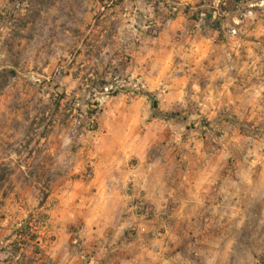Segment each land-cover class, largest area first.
I'll return each instance as SVG.
<instances>
[{
	"label": "rangeland",
	"instance_id": "374dc122",
	"mask_svg": "<svg viewBox=\"0 0 264 264\" xmlns=\"http://www.w3.org/2000/svg\"><path fill=\"white\" fill-rule=\"evenodd\" d=\"M200 57L229 61L231 75L264 62V0H0V264H69L56 243L81 245L92 220L151 235L157 212L126 198L125 171H187L212 154L254 194L222 229L238 236L221 243L226 262L264 264V89L193 114L168 91ZM26 224L32 241L13 246Z\"/></svg>",
	"mask_w": 264,
	"mask_h": 264
},
{
	"label": "crops",
	"instance_id": "0c3cea01",
	"mask_svg": "<svg viewBox=\"0 0 264 264\" xmlns=\"http://www.w3.org/2000/svg\"><path fill=\"white\" fill-rule=\"evenodd\" d=\"M241 63L235 65L238 71L231 75L232 64L227 60L190 58L183 64V86L172 85L168 95L182 96L183 106L199 115H216L221 107H241L231 102L253 94L255 89H264V62ZM194 143L208 146V142L199 140ZM196 159H205L204 165L197 164L187 171H178L176 164L161 167L156 161L147 169L137 163L125 171V188L131 183V188L122 189L125 197L143 196L157 212L147 227L151 235H124L131 225L128 220H92L81 234V245H72L75 240L70 237L62 238L56 243L63 249L59 253L69 255V264H199L202 259L206 264H227L233 252L221 243L236 242L238 236L237 231L224 235L222 229L230 227L232 231L238 227V212L246 210L243 205L253 201L254 194L241 189L237 176L224 172L226 162L219 156L198 155ZM112 179L107 180L109 189ZM81 247L85 249L81 251Z\"/></svg>",
	"mask_w": 264,
	"mask_h": 264
},
{
	"label": "trees",
	"instance_id": "16d2710c",
	"mask_svg": "<svg viewBox=\"0 0 264 264\" xmlns=\"http://www.w3.org/2000/svg\"><path fill=\"white\" fill-rule=\"evenodd\" d=\"M208 17H212V14H208ZM218 22H215V27H218ZM154 107H157V101H154ZM30 231H31V227L28 226L27 224L24 225L22 228H17L15 230V235H16V239L12 242L13 246H17L20 240H25V241H32L33 237H30ZM30 237V238H29ZM14 256V255H13Z\"/></svg>",
	"mask_w": 264,
	"mask_h": 264
},
{
	"label": "built area",
	"instance_id": "2783aa9c",
	"mask_svg": "<svg viewBox=\"0 0 264 264\" xmlns=\"http://www.w3.org/2000/svg\"><path fill=\"white\" fill-rule=\"evenodd\" d=\"M137 205H138L141 209L145 208V206H144V202H143L142 200L139 201Z\"/></svg>",
	"mask_w": 264,
	"mask_h": 264
}]
</instances>
